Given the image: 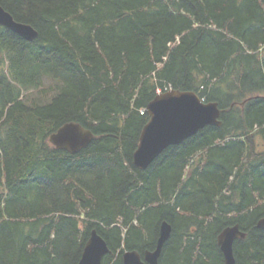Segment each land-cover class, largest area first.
<instances>
[{
  "label": "trees",
  "instance_id": "trees-1",
  "mask_svg": "<svg viewBox=\"0 0 264 264\" xmlns=\"http://www.w3.org/2000/svg\"><path fill=\"white\" fill-rule=\"evenodd\" d=\"M38 36L0 26V264H78L93 229L123 264H224L217 237L239 224L235 264H264V0H0ZM167 88L218 102L221 126L133 154L149 102ZM68 122L95 135L56 148Z\"/></svg>",
  "mask_w": 264,
  "mask_h": 264
},
{
  "label": "water",
  "instance_id": "water-1",
  "mask_svg": "<svg viewBox=\"0 0 264 264\" xmlns=\"http://www.w3.org/2000/svg\"><path fill=\"white\" fill-rule=\"evenodd\" d=\"M0 25L10 28L24 39L33 41L38 31L27 23L17 22L12 14L0 6ZM149 120L143 126L133 163L140 169L149 166L170 145L183 142L206 126H221L222 109L218 102H203L195 91L170 90L158 94L147 106ZM96 138V135L77 122H68L51 134L50 141L59 149L78 153ZM257 225L264 228V217ZM172 226L164 221L155 250H147L144 259L138 251H126L124 264H159L165 242ZM246 237L239 224L228 226L217 237L224 255V264H235L234 242ZM111 252L106 240L96 229L91 232L78 264H102L103 257Z\"/></svg>",
  "mask_w": 264,
  "mask_h": 264
}]
</instances>
